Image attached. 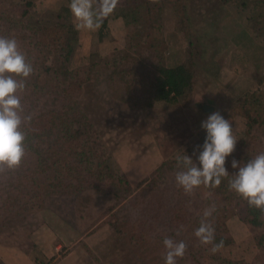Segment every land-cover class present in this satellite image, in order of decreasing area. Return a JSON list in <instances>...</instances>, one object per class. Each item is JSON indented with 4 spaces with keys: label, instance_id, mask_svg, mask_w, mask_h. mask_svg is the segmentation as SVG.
<instances>
[{
    "label": "trees",
    "instance_id": "16d2710c",
    "mask_svg": "<svg viewBox=\"0 0 264 264\" xmlns=\"http://www.w3.org/2000/svg\"><path fill=\"white\" fill-rule=\"evenodd\" d=\"M69 4L70 0H61L59 8L43 16L35 11V0H0V36L15 38L33 66L21 94L24 112L32 116L25 129L26 155L18 168L0 172V233L13 231L33 211H48L50 196L75 197L94 189L117 201L107 222L125 240L122 247L145 244L155 264H165L166 237L187 245L177 264H252L243 257L226 256L221 249L234 242L226 218L235 214L262 229L255 245L264 251V215L228 186L237 171L231 167L233 158L243 164L264 153V0H119L111 15L125 23L124 45L73 67L69 64L80 30L71 20ZM167 6L175 28L185 37V59L172 66L164 63L166 44L160 33ZM237 7L250 12L244 28L231 38L234 52L230 53L229 46L217 44L224 13ZM106 24L107 18L97 30L99 38L107 36ZM212 52L221 54V63L228 59L227 65L256 85L221 112L230 119L237 138L235 151L227 158L229 177L219 187L201 186L191 195L177 186L176 157L185 152L195 160L193 150L202 145L204 133L191 147L160 162L133 189L124 177L112 173L108 163L112 151L105 150L87 107L102 96L133 110L178 102L191 92L197 62L212 61ZM210 54L212 59L206 57ZM187 101L184 98L182 104ZM205 105L197 106L209 112ZM82 198L87 197L80 195L77 202ZM77 202L72 210L82 216ZM213 204L216 211L209 219L214 242L223 241L215 253L212 245H202L194 235L204 210Z\"/></svg>",
    "mask_w": 264,
    "mask_h": 264
},
{
    "label": "rangeland",
    "instance_id": "374dc122",
    "mask_svg": "<svg viewBox=\"0 0 264 264\" xmlns=\"http://www.w3.org/2000/svg\"><path fill=\"white\" fill-rule=\"evenodd\" d=\"M60 1L35 0L34 8L40 15H50L48 11L59 8ZM227 12L232 15L227 18L228 20L225 17ZM227 12L224 13L225 19L222 21L217 45L218 47L223 44L229 46L230 53H232L234 43L231 38L239 29L244 28L250 10L237 7ZM70 15L76 26L77 22L72 18V12ZM172 27L175 28L172 9L167 6L162 12L160 30L161 35L165 37V64L166 52L174 36L172 40L174 45L185 47L183 32L176 28L171 29ZM78 29L80 33L76 49L69 64L72 67L87 62L92 57L101 56L111 48L123 46L125 43V23L118 16L109 15L107 17L105 27L107 36L105 37L99 38L98 29ZM169 29H171V35L168 34ZM211 54L206 57L212 59ZM221 57V54H215L212 61H202L204 64L200 60L197 62L198 71L193 80L191 92L188 95L184 94L178 102L160 103L155 107L133 110L117 100L104 96L102 98L106 99H100L98 95V101L87 107V111L95 123V131L102 137L105 150L112 151L111 158L108 160L112 173L124 177L135 189L138 183L147 178L160 162L191 147L205 133L201 128V122L206 120L211 113L216 111L221 113L238 96L255 84L227 65L228 59L221 63ZM204 58L205 55L202 56V59ZM203 70L207 72L204 73ZM214 81L219 82L223 87L236 86L239 89L238 96L231 102L223 101L219 92L216 95L206 96L205 88ZM261 86L264 84L261 83ZM184 98L188 101L182 104ZM199 103H205V108H209L210 111H202L200 106H197ZM226 119L229 118L226 117ZM83 194L87 198H82L77 202L79 196ZM75 200L78 208L82 209V216L72 210L71 205ZM48 203L50 207L45 213L33 211L13 231L0 233V235H5L3 240L6 237L13 239L15 234L22 239L20 232L25 230L27 239L22 245L27 244L30 247V255L38 258V263L41 264L52 263L70 251V256L75 258V264H155L152 257L148 258V250H144L145 244L131 247L127 245L129 247L127 250L122 247L125 240L122 237L119 238L107 222L109 214L113 211L110 208L117 205V201L104 191L97 192L94 189H87L79 192V195L75 197L53 195L48 199ZM54 212L63 214L71 221L60 219ZM72 224L77 229L73 228ZM226 226L234 242L224 246L221 252L230 257H243L252 264H264V251L255 245V239L262 229L247 225L235 214L228 215ZM49 229L54 232L55 237L53 234L50 237L54 239L49 248L52 254L46 256L43 251L46 243L42 235H45ZM34 239L38 240V243H34ZM19 243L11 240L4 245L15 247ZM56 245L58 247L55 248ZM156 252L157 250L154 249L153 253ZM0 264H3L2 261Z\"/></svg>",
    "mask_w": 264,
    "mask_h": 264
},
{
    "label": "clouds",
    "instance_id": "9594fccd",
    "mask_svg": "<svg viewBox=\"0 0 264 264\" xmlns=\"http://www.w3.org/2000/svg\"><path fill=\"white\" fill-rule=\"evenodd\" d=\"M118 3L119 0H95V4L94 0H70L69 9L77 21V28L95 30L115 11ZM32 73L33 66L20 50L17 40L0 36V172L18 168L26 155L25 129L31 125L32 116L25 114L21 94ZM201 128L206 135L202 145L193 150L195 160L184 151L183 155L176 157L180 170L175 174V182L186 195H191L201 186L209 189L219 187L222 179L230 175L226 168L227 158L234 153L237 143L231 122L216 111L201 122ZM231 167L237 171L231 174L229 190L264 215V153L243 164L233 158ZM215 211V204L206 208L194 232L202 245H212L210 250L213 253L223 246V241L214 242L215 229L209 218ZM182 228L177 230V235ZM163 245L165 264H177L187 250L182 240L177 242L171 237H166Z\"/></svg>",
    "mask_w": 264,
    "mask_h": 264
},
{
    "label": "crops",
    "instance_id": "0c3cea01",
    "mask_svg": "<svg viewBox=\"0 0 264 264\" xmlns=\"http://www.w3.org/2000/svg\"><path fill=\"white\" fill-rule=\"evenodd\" d=\"M225 17L227 19L229 17H232V15L230 12H227ZM72 18L76 20L73 14H72ZM171 29H175V28L172 27ZM171 29H169V32H168V34L170 35L172 34ZM174 37L172 38V40L174 39ZM172 40L170 41L169 49L166 52V65H169V66L178 64L184 59V47L182 45L175 46L173 43L174 41ZM232 83H234V81ZM230 87L231 88L223 87L221 84H219V82L214 81V82H210L207 85V87L205 88V93L207 96V95H216V93L219 92L223 101L226 100L228 102H231L238 96L239 89L236 86H233V87L230 86ZM23 231L20 232L22 239H20L15 234V237L13 239H11L10 237H6L3 240V237L5 235H0V261H2L3 264H41V263H38L39 262L38 258L36 259L32 255H30V247H28L27 244L22 245L24 242H26V239H27L26 238L27 234L25 230ZM52 234L55 237L54 232L49 229L46 231L45 235H42V238L45 240V243H46V248L44 247V250H43L46 256H50L52 254V251L49 249L50 246L52 245V242L54 241L53 238H50L52 237ZM15 239L16 241H14ZM11 240H13V242H18V243L21 241L23 242L19 243V245H16L15 247H9L7 245H4V244H8L9 242H11ZM33 241L34 243H38V240L34 239ZM58 245H56L55 248L58 247ZM37 246H40V245H37ZM70 253L71 251L67 255L63 256L62 258L57 259L49 264H75L76 263L75 258L73 256H70Z\"/></svg>",
    "mask_w": 264,
    "mask_h": 264
}]
</instances>
